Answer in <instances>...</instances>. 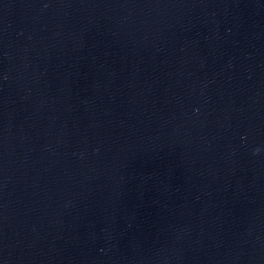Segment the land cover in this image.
Here are the masks:
<instances>
[{
    "label": "water",
    "instance_id": "obj_1",
    "mask_svg": "<svg viewBox=\"0 0 264 264\" xmlns=\"http://www.w3.org/2000/svg\"><path fill=\"white\" fill-rule=\"evenodd\" d=\"M0 264H264V0H0Z\"/></svg>",
    "mask_w": 264,
    "mask_h": 264
}]
</instances>
